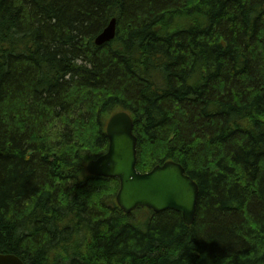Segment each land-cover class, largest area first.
I'll return each mask as SVG.
<instances>
[{"label":"trees","instance_id":"16d2710c","mask_svg":"<svg viewBox=\"0 0 264 264\" xmlns=\"http://www.w3.org/2000/svg\"><path fill=\"white\" fill-rule=\"evenodd\" d=\"M117 110L140 171L171 159L198 182L191 225L125 213L120 180L86 170ZM0 253L264 264V0H0Z\"/></svg>","mask_w":264,"mask_h":264},{"label":"water","instance_id":"95a60500","mask_svg":"<svg viewBox=\"0 0 264 264\" xmlns=\"http://www.w3.org/2000/svg\"><path fill=\"white\" fill-rule=\"evenodd\" d=\"M117 19L113 17L96 36L97 45L105 44L116 37ZM108 150L87 164L89 173L97 176L117 177L120 188L117 201L128 212L138 207H148L156 212L167 209L179 211L184 221L192 224L197 215L200 187L186 173L185 167L168 160L152 170L141 172L137 168L138 138L134 133V121L125 111L115 112L107 124ZM0 264H24L13 253H0Z\"/></svg>","mask_w":264,"mask_h":264},{"label":"bare ground","instance_id":"6f19581e","mask_svg":"<svg viewBox=\"0 0 264 264\" xmlns=\"http://www.w3.org/2000/svg\"><path fill=\"white\" fill-rule=\"evenodd\" d=\"M118 111H121V110H118ZM125 111H127V110H125ZM115 112H117V111H115ZM127 112H128V111H127ZM128 113H129V112H128ZM113 114H114V113H113ZM113 114H112V115H113ZM129 114L131 115V113H129ZM112 115H111V116H112ZM111 116H110V118H111ZM131 117H132V115H131ZM110 118H109V119H110ZM132 118H133V117H132ZM133 121H134V119H133ZM108 122H109V120H108ZM108 122H107V124H108ZM134 127H135V123H134ZM106 133H107V125H106ZM134 133H135V132H134ZM107 136H108V134H107ZM136 136H137V135H136ZM137 138H138V137H137ZM108 139H109V137H108ZM108 148H109V145H108ZM107 150H108V149H107ZM137 152H138V141H137ZM95 159H96V158H95ZM169 160H171V159H169ZM90 161H91V160H90ZM166 161H168V160H166ZM166 161H165V162H166ZM88 162H89V161H88ZM177 162H178V161H177ZM163 163H164V162H163ZM163 163H159V164H163ZM179 163H180V162H179ZM87 164H88V163H87ZM181 164H182V163H181ZM156 165H158V164H156ZM156 165H155V166H156ZM182 165H183V164H182ZM155 166H154V167H155ZM183 166H184V165H183ZM86 167H87V166H86ZM154 167H153V168H154ZM184 167H185V166H184ZM153 168H152V169H153ZM152 169H150V170H152ZM185 169H186V168H185ZM150 170H148V171H150ZM87 171H88V170H87ZM88 173H89V172H88ZM186 173H187V171H186ZM90 174H91V173H90ZM187 174H188V173H187ZM190 176H191V175H190ZM105 177H107V176H105ZM115 178H117V177H115ZM118 179H119V178H118ZM119 180H120V179H119ZM119 188H120V187H119ZM117 203H118V201H117ZM118 205L122 208V210H123L125 213H131V212H133L134 210L137 209V208H136V209L132 210L131 212H128L127 209H125V207H123V206L120 205L119 203H118ZM146 208H148V207H146ZM149 209H150V208H149ZM152 210H153V209H152ZM175 211H176V210H175ZM155 212H156V211H155ZM178 212H179V211H178ZM180 213H181V212H180ZM181 214H182V213H181ZM182 216H183V214H182ZM183 219H184V218H183ZM185 223H186V222H185ZM189 225H191V224H189ZM19 257H20V256H19ZM20 258H21V257H20ZM21 259H22V258H21ZM22 260H23V259H22ZM23 262H24V260H23ZM24 264H26V263L24 262Z\"/></svg>","mask_w":264,"mask_h":264},{"label":"rangeland","instance_id":"374dc122","mask_svg":"<svg viewBox=\"0 0 264 264\" xmlns=\"http://www.w3.org/2000/svg\"><path fill=\"white\" fill-rule=\"evenodd\" d=\"M118 111V110H117ZM86 166H87V163H86ZM86 170H87V167H86ZM146 208V207H145ZM144 208V209H145ZM137 210H139L138 208L136 209V210H134L133 212H135V211H137ZM132 212V213H133ZM131 213V214H132ZM146 214H148L147 216H134V219L136 220V221H141V220H143V219H149V218H151V217H154L155 216V213L154 212H150V211H146L145 212Z\"/></svg>","mask_w":264,"mask_h":264}]
</instances>
